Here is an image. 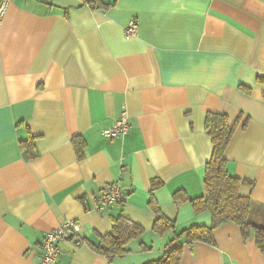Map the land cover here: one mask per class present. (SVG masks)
Masks as SVG:
<instances>
[{
	"label": "crops",
	"instance_id": "obj_1",
	"mask_svg": "<svg viewBox=\"0 0 264 264\" xmlns=\"http://www.w3.org/2000/svg\"><path fill=\"white\" fill-rule=\"evenodd\" d=\"M92 1L9 0L1 17L0 264H38L45 232L66 218L79 230L58 243V264H142L172 235L151 230L150 197L175 230L208 225V211L172 195L203 192L207 111L236 120L227 170L253 180L239 193L264 203V0ZM130 18L137 32L125 37ZM122 108L129 131L105 137ZM28 132L31 158L18 143ZM112 182L123 201L97 207ZM116 213L143 233L109 260L78 239L97 241ZM213 239L183 244L180 264H264L231 221Z\"/></svg>",
	"mask_w": 264,
	"mask_h": 264
},
{
	"label": "trees",
	"instance_id": "obj_2",
	"mask_svg": "<svg viewBox=\"0 0 264 264\" xmlns=\"http://www.w3.org/2000/svg\"><path fill=\"white\" fill-rule=\"evenodd\" d=\"M236 123V120L229 123L224 113L213 111L205 113L203 130L209 136L212 146L209 158L204 163L203 192L199 195L188 196L178 188L172 193L175 199L187 200L195 213L208 211L211 217L210 223L208 225L193 223L180 230H175L173 218L166 216L156 201L150 197L148 203L154 213L151 230L159 235L172 231V235L158 256L142 264H180L183 244L191 245L195 241L213 243V229L228 221L238 225L244 238L253 235L256 246L264 254V203L255 201L249 194L239 193L241 184H246L251 188L253 180L229 173L226 166L227 160L223 156V151L235 130ZM71 139L77 157H82L83 141L76 136ZM33 141L34 136L29 132L25 138L18 141L20 149L25 151L28 158L36 155ZM160 184V179L152 178L150 190L152 191ZM123 199L118 200L117 203H121ZM110 217L112 223L109 230L98 235L97 241L78 239L84 241L91 250L106 256L109 260L127 252V244L143 233V227L139 223L122 213H116ZM141 247L146 248L145 245Z\"/></svg>",
	"mask_w": 264,
	"mask_h": 264
},
{
	"label": "built area",
	"instance_id": "obj_3",
	"mask_svg": "<svg viewBox=\"0 0 264 264\" xmlns=\"http://www.w3.org/2000/svg\"><path fill=\"white\" fill-rule=\"evenodd\" d=\"M9 0H0V20L3 16ZM138 24L135 18H130L123 28L125 37L136 34ZM129 131V122L127 112L122 108L119 116L106 128L102 133L107 138L119 137L125 135ZM125 194L116 182H112L103 192L96 197V206L102 207L105 204L115 203L122 200ZM79 230V223L72 218L63 219L58 225L47 230L41 242V258L38 264H58V243L68 237L72 232Z\"/></svg>",
	"mask_w": 264,
	"mask_h": 264
}]
</instances>
